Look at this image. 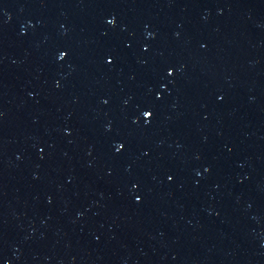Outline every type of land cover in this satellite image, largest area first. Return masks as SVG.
Masks as SVG:
<instances>
[{"label":"water","instance_id":"95a60500","mask_svg":"<svg viewBox=\"0 0 264 264\" xmlns=\"http://www.w3.org/2000/svg\"><path fill=\"white\" fill-rule=\"evenodd\" d=\"M0 264H264V0H0Z\"/></svg>","mask_w":264,"mask_h":264},{"label":"snow or ice","instance_id":"6c2138e0","mask_svg":"<svg viewBox=\"0 0 264 264\" xmlns=\"http://www.w3.org/2000/svg\"><path fill=\"white\" fill-rule=\"evenodd\" d=\"M150 115V114H149Z\"/></svg>","mask_w":264,"mask_h":264}]
</instances>
